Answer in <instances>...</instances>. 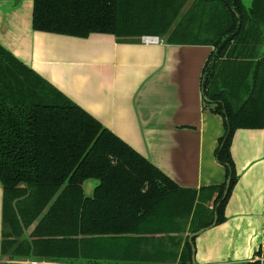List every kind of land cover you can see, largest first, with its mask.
Listing matches in <instances>:
<instances>
[{"label": "trees", "instance_id": "obj_1", "mask_svg": "<svg viewBox=\"0 0 264 264\" xmlns=\"http://www.w3.org/2000/svg\"><path fill=\"white\" fill-rule=\"evenodd\" d=\"M32 2L37 32L212 47L202 93L224 121L216 156L231 183L225 198L226 183L180 187L0 45L1 255L59 264H192L190 236L216 216L217 226L227 220L239 180L236 132L264 130V0H194L188 8L190 0ZM92 180L98 183L87 197L84 185Z\"/></svg>", "mask_w": 264, "mask_h": 264}, {"label": "crops", "instance_id": "obj_2", "mask_svg": "<svg viewBox=\"0 0 264 264\" xmlns=\"http://www.w3.org/2000/svg\"><path fill=\"white\" fill-rule=\"evenodd\" d=\"M21 5L0 0V45L5 50L180 187L200 190L227 182L226 168L216 156L224 121L204 105L202 93L212 47L37 32L33 2L31 13H20ZM231 152L239 180L227 220L197 237L196 264H254L264 258V130H238ZM96 186L86 196H93ZM3 193L0 184V264H20L29 259L11 261L1 255Z\"/></svg>", "mask_w": 264, "mask_h": 264}, {"label": "rangeland", "instance_id": "obj_3", "mask_svg": "<svg viewBox=\"0 0 264 264\" xmlns=\"http://www.w3.org/2000/svg\"><path fill=\"white\" fill-rule=\"evenodd\" d=\"M15 1V4L16 5H20V4H22L21 5V10H20V13H22L23 11L24 12H28L29 10V12L31 13L32 12V0H22V1H17V0H14ZM194 0H190V3L188 4V6H187V8L191 5V3L193 2ZM249 1L250 0H245V2L247 3V4H249ZM187 8H185V10H184V13L186 12V10H187ZM183 13V14H184ZM162 41H165L164 39H163V37L162 38H160ZM97 181H94V180H92V181H90L89 182V184H88V188H86L85 190V193L87 192L88 194H89V190H90V188H93V185H97ZM86 193V194H87ZM87 194V195H88ZM87 197H91V196H87ZM42 261H45V262H47V263H52V264H55L54 262H52V261H50V260H42ZM59 264V263H58ZM74 264H92V263H89V262H81V263H77L76 261H75V263ZM100 264H121V263H112V262H105V263H100ZM122 264H140V263H138V262H126V263H122Z\"/></svg>", "mask_w": 264, "mask_h": 264}, {"label": "built area", "instance_id": "obj_4", "mask_svg": "<svg viewBox=\"0 0 264 264\" xmlns=\"http://www.w3.org/2000/svg\"><path fill=\"white\" fill-rule=\"evenodd\" d=\"M163 42L164 41H162L160 37H155V36H143L141 38V43L144 45H160L163 44ZM258 262L260 264H264V258H261ZM20 264H46V263L39 260H28V261H22Z\"/></svg>", "mask_w": 264, "mask_h": 264}, {"label": "water", "instance_id": "obj_5", "mask_svg": "<svg viewBox=\"0 0 264 264\" xmlns=\"http://www.w3.org/2000/svg\"><path fill=\"white\" fill-rule=\"evenodd\" d=\"M230 183H231V178H229L226 182V191H225V195H224V198L227 196L228 194V191H229V188H230ZM217 226V216L215 217V221L213 223V226H210L206 229H202L194 234H192L189 238V242L191 243L192 245V251H193V254H192V264H196V247H195V243H193V239L194 238H197L199 237L202 233L210 230L211 228Z\"/></svg>", "mask_w": 264, "mask_h": 264}]
</instances>
